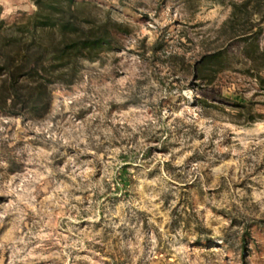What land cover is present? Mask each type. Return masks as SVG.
I'll use <instances>...</instances> for the list:
<instances>
[{
	"label": "rangeland",
	"instance_id": "374dc122",
	"mask_svg": "<svg viewBox=\"0 0 264 264\" xmlns=\"http://www.w3.org/2000/svg\"><path fill=\"white\" fill-rule=\"evenodd\" d=\"M77 1L117 47L51 77L45 115L0 113V264H264V82L243 51L264 50V0L231 24L244 0ZM36 9L0 0V20Z\"/></svg>",
	"mask_w": 264,
	"mask_h": 264
},
{
	"label": "trees",
	"instance_id": "16d2710c",
	"mask_svg": "<svg viewBox=\"0 0 264 264\" xmlns=\"http://www.w3.org/2000/svg\"><path fill=\"white\" fill-rule=\"evenodd\" d=\"M34 2L37 9L26 21L7 24L3 19L0 20V113L3 114L28 113L38 118L45 115L52 101L49 87V82H53L50 81L53 80L51 77L64 80V74L77 69V61L95 59L100 51L117 47L114 28L119 23L111 18L104 22H97L90 17L83 19V2ZM256 2H234L226 24L250 19L252 11H249V5L258 6L260 3L258 1L256 5ZM263 21L264 14L262 21L257 22L256 31L251 34L264 29ZM243 51L255 77L264 82V50L251 39L246 41ZM225 59V52L220 50L204 53L193 64V73L197 78L211 79L209 77L216 76L222 68L214 66L221 65ZM68 82H72V79ZM238 104L248 106L245 102Z\"/></svg>",
	"mask_w": 264,
	"mask_h": 264
}]
</instances>
